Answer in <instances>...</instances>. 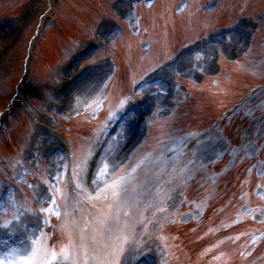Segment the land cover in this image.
<instances>
[{
	"label": "rangeland",
	"instance_id": "1",
	"mask_svg": "<svg viewBox=\"0 0 264 264\" xmlns=\"http://www.w3.org/2000/svg\"><path fill=\"white\" fill-rule=\"evenodd\" d=\"M177 1L52 0L54 10L46 16L34 39L51 0H0V23L8 19L19 24L17 36L11 40L16 32L9 35L8 48L0 60V114L6 112L18 87L24 86L19 93L22 102L5 118L0 133V192L4 189L7 193L0 209V228L26 230L35 236L30 255L24 250L17 259L20 253H11L0 257V264H47L50 258L47 249L42 246L36 250L35 244L38 247L42 243L49 222H56L59 231L63 228L70 234L67 240L59 239L53 254L67 247L74 251L77 239L81 244L79 234L73 232L86 225L81 219L82 208L74 199L69 206L64 186L73 194L80 193L93 210L96 208L99 219L108 214L102 212L109 204L127 206V221H134L130 222L132 228L130 223L126 227L129 232L124 229L133 241L127 242L122 237L120 241L125 245L117 253L123 250L119 254L123 256L128 251L125 246L130 243L135 253L120 261L126 259L132 264L136 257L153 259L158 258L156 254L169 264H180V254L177 261L172 258L176 238L168 227L197 221L201 214L191 206L192 210L183 212L184 193L189 189L186 182L193 181L190 183L198 186L210 183L213 173L207 167L219 162L225 154L231 160L241 152L249 160L262 154L264 157L262 88L228 115L229 118L240 111L239 118L247 119L241 150L228 152L223 130L205 132L204 147L201 141L193 143L194 132L209 125L217 112L238 102L241 98L236 100L237 97L250 87L264 85V0H217L216 10L208 9L205 0H190L182 13H178L182 11L181 4L176 9ZM222 24L229 25L222 32L209 35L207 40L202 39L203 32ZM97 25L98 35L94 30ZM102 31L108 33L103 39ZM93 39L102 40L103 45L80 59L79 50ZM184 42L191 45L185 48L181 62L170 59L162 65ZM112 60L117 63L116 69ZM98 66L102 69L95 71L90 81L58 99L56 91L68 77ZM157 73L164 74L166 84L154 78ZM136 101L147 103L137 118L132 117L127 128H121L114 140L116 146L112 148L113 143L106 152L93 180L95 189L87 187L83 191L86 161L112 128L119 110ZM43 127L49 128V132L42 131ZM185 131L193 132L186 140L191 159L178 164L181 140L170 143L161 156L163 144L169 142L168 132L179 135ZM60 135L71 142L75 186L68 177L71 154ZM56 149L61 156L51 153ZM156 155L166 159L169 171L162 172L160 163L154 166L146 159V156L156 159ZM256 176L260 181L254 192L255 200L240 216L264 225V158L257 164ZM124 186L128 187L127 195L115 199ZM75 221H80L77 226ZM99 223L103 228V223ZM165 229L166 233L161 235ZM118 236H122L121 231ZM101 237H94L93 241L101 248L109 247ZM253 240L264 242V228ZM66 259L75 261L73 257ZM199 261L189 262L199 264ZM230 261H234L232 257ZM253 264H264V248Z\"/></svg>",
	"mask_w": 264,
	"mask_h": 264
},
{
	"label": "bare ground",
	"instance_id": "2",
	"mask_svg": "<svg viewBox=\"0 0 264 264\" xmlns=\"http://www.w3.org/2000/svg\"><path fill=\"white\" fill-rule=\"evenodd\" d=\"M14 28H15V25H12V26H9L8 28H7V26L5 27V29L3 30V33H1L0 34V54L5 50V43H6V41L8 40V38H9V35H12L13 34V32H14ZM181 62V61H180ZM85 82H87V80H84L82 83H80L73 91H72V93L74 92V91H76L80 86H82V84H84ZM120 131H121V129L119 130V132L117 133V135L113 138V139H111V141H110V143H109V145H108V147H107V149H106V151H105V153L103 154V156H102V158H101V160H100V163H99V166H98V168H97V170H96V173L95 174H97V171L99 170V168H100V166H101V162H102V160H103V157L105 156V154H106V152L109 150V148L113 145V143L115 142L114 140L116 139V137L118 136V134L120 133ZM115 144V143H114ZM116 146V144L115 145H113L112 146V148H114ZM96 176V175H95ZM94 180H95V177H94ZM93 185H94V183H93ZM10 252V251H9ZM8 252V253H9ZM16 252H20V254L17 256L18 258H20L21 257V252L22 251H20V250H16Z\"/></svg>",
	"mask_w": 264,
	"mask_h": 264
},
{
	"label": "trees",
	"instance_id": "3",
	"mask_svg": "<svg viewBox=\"0 0 264 264\" xmlns=\"http://www.w3.org/2000/svg\"><path fill=\"white\" fill-rule=\"evenodd\" d=\"M211 227H212V229H214V228L216 229V226L215 225H211Z\"/></svg>",
	"mask_w": 264,
	"mask_h": 264
}]
</instances>
